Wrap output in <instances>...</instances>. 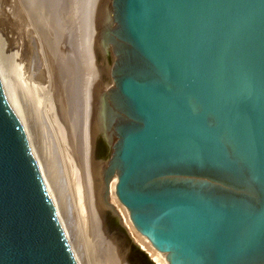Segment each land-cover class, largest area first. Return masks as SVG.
I'll use <instances>...</instances> for the list:
<instances>
[{
  "label": "water",
  "instance_id": "water-1",
  "mask_svg": "<svg viewBox=\"0 0 264 264\" xmlns=\"http://www.w3.org/2000/svg\"><path fill=\"white\" fill-rule=\"evenodd\" d=\"M115 193L168 264H264V0H112ZM0 264H77L0 84Z\"/></svg>",
  "mask_w": 264,
  "mask_h": 264
},
{
  "label": "rangeland",
  "instance_id": "rangeland-1",
  "mask_svg": "<svg viewBox=\"0 0 264 264\" xmlns=\"http://www.w3.org/2000/svg\"><path fill=\"white\" fill-rule=\"evenodd\" d=\"M43 1H45V0H37V1L36 0H31V1L30 0H25V1L24 0H10V2H9V0H6V1L0 0V58H1L0 61L2 62V63L0 62V68H1L0 72L3 75V76L2 75L1 76L5 79L4 80L2 78L3 82L4 83L7 81L10 82V80H8L10 78L11 79L15 78V80L18 78V76H15L17 74H15L14 71L12 72L13 73L12 76L11 75L9 76L8 71L6 72V70H5L7 67V66L5 67V65L7 63L5 64L4 62H7V61L9 62V60H10L11 64L15 65L16 63H18V61L22 60L23 64H24V72L23 73H24L26 80L29 82L30 81L34 82L33 79L36 78L34 83H37V84L42 83V81L44 79V75H43V70L41 69V66H44V62H43L44 59H42V61L40 63L36 64L37 62H39V59H40L39 58V54H40L39 51L41 50V48L40 49L37 48L38 47V46H36L37 41L36 42H35V40L32 41V39H33L32 33L35 32V29H36V31H38V33L40 34V37H42V39H41L42 41L40 42V44L42 46L43 45L46 46V42H43V41H45L47 39L46 38L47 32L49 30L51 31V29H53V32L52 31L51 32L54 33L55 39H58L54 43H55V45L60 43V46L58 45V47H56L57 51L54 50L56 53L53 52L56 54L54 59H53L54 60L53 66L56 68L57 72H53V79L51 78V81H50V83H53V84H49L50 85L49 90L52 86L51 91H50V94L52 93L51 96L54 94V96L51 97L54 100V101L52 100L53 105L51 104V108L53 110L54 107H52V106L55 105V108H54L55 111L53 110V112L58 111L59 113H62L65 116V117L63 116V118H64L63 119L62 115L58 114V112L53 113L54 114L53 117L55 116L53 118V120H55V123H56V124L54 123L53 125L56 126L57 124L61 123L60 124L61 127L66 128L65 129L66 131L64 130V128H62L63 129L62 131H64V133L66 132L64 135V137H65L64 143L67 144V148H69V147H70V149L72 148L71 149L72 151L69 152V155L72 153V155H74V156L70 155L69 157H66V158L64 157L66 155H65V152L62 153L63 149L61 148V145L59 143L60 137H58V135L56 133L55 134L57 136L56 138H57L58 142L56 141V139H54V142L49 141L48 145H47V143L44 142L45 146H43L44 145L43 142L41 143L42 137H40L41 136L40 135L39 136V138L41 139L40 144H39V147H41V148H39L40 151L42 150L43 147H44L43 149L46 148L47 151L49 150L48 153L46 152V149L44 151L42 150L43 152L41 151V154L47 153L48 156L51 157V159H49V162L51 164H49V166H48V162L46 160V165L44 168L45 170L42 169V173H43L42 175H43L44 179L46 178L45 179V180H47L46 183L49 186L51 192L54 191V189H57L56 194H54L52 192V195L54 196L56 205L60 209L59 213L61 214L63 222L66 226V229H67L70 237L72 236L71 239L73 240V242L76 246L77 254H78L79 259H80L82 264H124L121 261V254H120L119 249L121 250V247L125 248L126 243H127L128 249L132 247V249L135 251L137 258L139 259V261H138L139 264H149V263H151L150 260L148 259L147 256H145V254L143 252L144 250L137 244L136 241L133 240L134 243L139 248L134 244H131V246H130L128 239L125 238V236H124L125 232L123 231V229H122V227H121V225L117 219H115L114 217H111L110 214L106 213L105 214V223L103 225L102 219L99 215V213L101 211H103V209L106 210L108 208L105 204L104 196L102 193L103 192V180H102L101 176H99V172H98L99 171L98 169L100 168L101 163H102V160H100L102 155L99 152L100 150L98 149V134H97V130H96V123H98L97 118H98V112H99V106H100L99 104H101L103 116H104V110H105L106 105L109 106L111 103L112 107L111 106H109V107L114 109L110 97L105 98V96L102 95L103 91L109 87H111L110 89L112 91L115 90V83H114L113 77L111 75V69H112V64H113L112 63L113 46H112V44H110L106 40V37L109 34V32H111L112 30L117 28V23L115 22L114 15H113L112 3L110 5L111 6V9H110L111 10V12H110L111 25L109 27L110 29L109 28L104 29V25H103L102 21L104 19H106V14H105L104 9H103L104 7H102L103 5L100 4V3H102L101 2L102 0H100V2H99V0L98 1L96 0L98 2V5H97V3H95L96 1H94V0H93L94 2L92 0H83L84 3H82L83 1H81V0H78V1L77 0H74V1L73 0H67L68 2H66V1H65L66 3L63 2L65 5L61 4V2L64 0H62L61 2H58L60 0H58V1L57 0H53V1L52 0L51 1L46 0L45 2L47 4V6L46 5L45 6L47 8L45 6H43V3H42ZM54 1H55V3H53ZM72 2H74V3H72ZM51 3H53L55 6H57L58 9H60L61 6H64V7H62L64 10L61 8L60 10H62V12L60 11L61 12L60 13L59 10L57 11V8L53 6V4L50 7L48 6L49 4L51 5ZM58 3H60V4H58ZM79 3H80V7H79ZM94 5H96L97 7ZM39 7H41V9ZM43 7L46 10L43 9ZM50 8L53 9V12H49L48 9H50ZM80 8H81V10H79ZM97 8H100L98 10L99 12H97V10H96V12L94 11ZM52 9H51V11H52ZM54 9H55V11H54ZM90 9H92V10H90ZM38 11H40L39 12L40 14L38 13ZM72 11H74V12H72ZM50 15L53 17L50 18L51 17ZM46 16H48V18ZM45 20H46V22H45ZM48 20H49V23H48ZM51 21L53 24L51 23ZM84 25H85V28H84ZM82 28H83V30L86 29V30H84L86 32L82 31ZM93 28H94V30H93ZM57 29H59V30H57ZM65 29H67L69 32L66 31ZM54 30L57 33V35L54 32ZM82 35L83 36L85 35V37H87V38H84L85 39L84 40L85 45H83V43H82V40H83ZM78 37H79V39H78ZM76 38L79 41H81L82 44L79 41L77 42ZM68 39H70V40H68ZM56 42H58V43H56ZM102 43H104L103 46H102ZM100 45L102 46V52H105V50H106V52H109V54H110V59L108 57V62H106V58L102 59V57L99 55ZM73 46L75 49L73 48ZM76 46H77V48H76ZM78 46H81V47H78ZM90 48L92 50H90ZM72 49H74V51L77 50L79 52H82L80 54H81L83 60L82 59L81 60L84 63L86 61L85 65L83 64V62L81 63V66L83 67V65H84V69H85L84 75H82L83 78H81V79H83L84 82L78 81V78L81 77L79 75H81V74L77 73L78 77H76V75H75L74 67L77 65L76 62L78 60L77 57H78L79 52L78 53H77V51L74 52ZM34 50H36V52H38V53H36ZM37 50H39V51H37ZM17 51H18V55H16ZM83 51H85V52H83ZM92 51H94V52H92ZM76 53H77V55H76ZM91 53L94 54L93 55L94 57H92ZM83 54H84L86 60H85ZM35 55L39 59L36 58ZM75 55H76V57H74ZM90 57H91V59H90ZM8 58H9V60H7ZM75 58H76V60H75ZM3 59H4V61H2ZM93 60H94V62H93ZM103 64H104L105 70H107L106 74L109 75V77L111 79L110 81L112 82V84L107 82V81H109V78L106 77L105 72H104L105 70L103 71ZM93 66H94V69L91 70V67L93 68ZM87 67H89V68L87 69ZM40 69L42 71L41 73L39 72ZM66 69L67 70L69 69L68 70L69 73ZM86 71H88V72L85 74ZM91 72L95 73L96 75L93 73L91 74ZM57 73H58V75H57ZM63 73H65V75L62 76L61 74H63ZM79 73H81V72H79ZM6 76L8 77V79ZM86 76H87L88 80H86ZM61 77H63V81L59 80V79H62ZM90 78H92V80ZM94 79H95V81H93ZM89 80H91V81H89ZM88 81L91 83L89 84ZM64 82H65V84H64ZM55 83L57 85H55ZM106 83H109V87L105 86ZM62 85H64L65 87H63ZM66 85H67V87H66ZM77 85H79V87ZM77 87L79 90L77 89ZM22 88L23 87L21 86L20 82H18V91H19V93H21V94H19V100H20L21 105L25 108V110L28 113V112H31L33 102L31 103L29 101V96L27 97L25 95V91L22 90ZM29 89H30V87H29ZM53 92H55V93H53ZM58 93H60V94H58ZM62 93H64V96ZM85 93H87V94L85 95ZM101 95H102V99H101ZM56 96L57 97L59 96V97L57 98ZM106 96H107V94H106ZM60 99L62 101H60ZM100 99H101V102H100ZM63 100H64V102H63ZM79 100H81V101L79 102ZM73 101H74V103H73ZM56 103L58 104L57 105L58 107L60 106L59 104H61V105L63 104L61 107L62 109L59 108L60 110H62L61 112L59 109L57 110L58 107L56 106ZM43 108H45V107L43 106ZM63 111L66 113L64 114ZM43 113L44 112L42 109V111H41L42 116H43ZM55 114H58V115H55ZM42 116H41V119H42ZM73 116H74V118H73ZM79 117H81V119ZM34 118H35V116H34ZM47 118H48V115L45 116V119L43 121L40 118L39 119L41 120V123L45 124V121ZM69 118H72V119H69ZM57 119L60 122H57L56 121ZM72 121H74V122H72ZM116 122H118L117 118L115 119L114 125L117 124ZM60 125H59V127H60ZM31 127H32L31 128L32 131L38 135V133L36 131L38 130V128L40 130V125L35 126L34 123H31ZM36 127H38V128H36ZM114 129H115V126L112 129V131H113L112 132V138L110 141V145L108 146V149H109L108 150L109 151L108 152V162L111 160V158L113 156L114 146L116 143V136L117 135H116ZM55 131L57 132V130H55ZM78 141H80V142H78ZM79 143H80V145H79ZM91 147H92V149H91ZM70 149H67V150L69 151ZM64 158L68 159L67 161L71 160L74 163H76V165L80 169L79 178H80L81 182H79V184H81V185H78V187H79V190L81 191V193H80L81 194L80 195L81 201L80 200L79 201L82 204V206L83 205L85 206V210L83 209V212H81V214L80 213L78 214L79 211L76 210V209L79 210V208L77 207V204H78L77 201H78L79 196L76 194L77 193L75 191L76 189L74 190L75 186L72 183L73 177L69 173L70 169H68L69 163ZM76 159H77V161H76ZM64 161H66V162H64ZM67 163H68V165L66 166L65 164H67ZM62 167L63 168L66 167V169H63ZM68 170H69V172L67 173ZM44 172H46L45 173L46 177L44 176ZM69 174H70V178H68ZM47 175H49V176H47ZM98 183H100V184H98ZM74 196L78 197L77 200ZM57 200H58V203H57ZM84 213H85V216H83ZM111 227H112V229H111ZM134 230H136V228H134ZM114 231L117 232L119 236L122 234L121 237L126 241L125 244H124V241L121 237L115 236L117 234H115ZM136 232L139 233L137 230H136ZM113 233L115 235H113ZM128 234L132 237V235L129 232H128ZM138 235L140 236V233ZM132 239H133V237H132ZM146 241H148V240H146ZM120 245H121V247H119V249H118L117 246H120ZM141 249L143 251H141ZM112 255H114V256H112ZM161 256L163 258V255H161ZM149 257H150V255H149ZM150 259H151V257H150ZM116 262H118V263H116Z\"/></svg>",
  "mask_w": 264,
  "mask_h": 264
},
{
  "label": "bare ground",
  "instance_id": "bare-ground-1",
  "mask_svg": "<svg viewBox=\"0 0 264 264\" xmlns=\"http://www.w3.org/2000/svg\"><path fill=\"white\" fill-rule=\"evenodd\" d=\"M6 1V0H5ZM25 1V0H24ZM31 1V0H30ZM37 1V0H36ZM46 1V0H45ZM45 1H43L42 3H43V6H47V4H46V2ZM49 1H51V0H49ZM53 1V0H52ZM58 1V0H57ZM62 0H60V1H58V2H61ZM68 2L67 0H64V1H62L61 2V4L62 5H65L64 3H66V2ZM74 1V0H73ZM78 1V0H77ZM81 1H83V0H81ZM93 1V0H92ZM94 1H96V0H94ZM93 1V2H94ZM98 1V0H97ZM95 2V3H97V5H98V2ZM8 2V1H7ZM9 2H10V0H9ZM64 2V3H63ZM80 2V1H79ZM99 2H100V0H99ZM102 3H100V4H102L103 6L102 7H104L103 9H104V12H105V14H106V19H104L102 22H103V25H104V29L106 28H109L110 27V25H111V19H110V12H111V3H112V0H102L101 1ZM40 3V2H39ZM41 3V4H42ZM49 3V2H48ZM53 3H55V1L53 2ZM53 3H51V5L49 4L48 6L50 7V6H52V4ZM57 3V2H56ZM72 3H74V2H72ZM82 3H84V1L82 2ZM92 3V2H91ZM32 4V3H31ZM40 4V5H41ZM58 4H60V3H58ZM57 4V5H58ZM68 4V3H67ZM90 4V3H89ZM72 5V4H71ZM77 5V4H76ZM75 5V6H76ZM86 5V4H85ZM92 5V4H91ZM45 6V7H46ZM53 6L54 7H56L57 8V6H55L54 4H53ZM60 6V5H59ZM94 6H96V5H94ZM48 7V8H49ZM62 7H64V6H61L60 7V9L62 8ZM79 7H80V3H79ZM90 7V6H89ZM97 7V6H96ZM100 7V6H99ZM40 9H41V7H39ZM47 8V7H46ZM55 8V9H56ZM91 8V7H90ZM93 8V7H92ZM32 9V8H31ZM38 9V8H37ZM43 9H45L44 7H43ZM42 9V10H43ZM51 9L52 8H50V9H48L49 10V12H53V9H52V11H51ZM55 9H54V11H55ZM60 9H58L57 8V11L59 10V12L61 11L62 12V10H60ZM63 9V8H62ZM68 9V8H67ZM100 8H97V9H95L94 11L96 12V10H97V12H99L98 10H99ZM102 9V10H103ZM46 10V9H45ZM64 10V9H63ZM79 10H81V8L79 9ZM90 10H92V9H90ZM85 11V10H84ZM89 11V10H88ZM107 11V12H106ZM36 12V11H35ZM40 11H38V13H39ZM44 12V11H43ZM60 12V13H61ZM72 12H74V11H72ZM71 12V13H72ZM94 12V13H95ZM79 13V12H78ZM83 13V12H82ZM103 13V12H102ZM40 14V13H39ZM57 14V13H56ZM55 14V15H56ZM63 14V13H62ZM76 14V13H75ZM99 14V13H98ZM47 15V14H46ZM65 15V14H64ZM63 15V16H64ZM82 15V14H81ZM100 15V14H99ZM98 15V16H99ZM104 15V14H103ZM45 16V15H44ZM51 16V15H50ZM73 16V15H72ZM47 18H48V16H46ZM53 16H51L50 18H52ZM77 18V17H76ZM78 19V18H77ZM85 19V18H84ZM50 20V19H49ZM49 20H48V23H49ZM52 20V19H51ZM99 20V19H98ZM45 22H46V20H45ZM65 22V21H64ZM92 22V21H91ZM44 23V22H43ZM51 23H52V21H51ZM53 24V23H52ZM70 24V23H69ZM78 24V23H77ZM91 25V24H90ZM48 26V25H47ZM67 26V25H66ZM83 27V26H82ZM84 28H85V25H84ZM110 29V28H109ZM41 30V29H40ZM57 30H59V29H57ZM64 30V29H63ZM66 31H68L67 29H65ZM81 30V29H80ZM84 30H86V29H84ZM83 30V28H82V31H84ZM90 30V29H89ZM93 30H94V28H93ZM51 31L53 32V29H51ZM50 30L47 32V39L45 40V41H43V42H46V46L45 45H41L40 44V42L42 41L41 39H42V37H40V34L38 33V31H36V29H35V32H33L32 33V41H34L35 40V42L37 41V45L36 46H38L37 48H41V50L39 51V50H37V51H39V58L35 55V57L36 58H38L39 59V62H37L36 64H38V63H40L41 61H42V59H44L43 60V62H44V66H41V69L43 70V75H44V79H43V81H42V83H34L35 82V79H33L34 80V82H29V81H27L26 80V78H25V76H24V64H23V61L22 60H20V61H18V63H16L15 65L14 64H11V62H10V60H9V58L7 59V60H9V62L7 61V62H4L6 65H5V67H6V72L8 71V73H9V76L11 75L12 76V72L14 71L15 72V74H17V75H15V76H18V78L15 80V78L14 79H8V77H7V79L8 80H10V82H3V75L1 74V72H0V84H1V87H2V91H3V93H4V96H5V98L7 99V101H8V103H9V105L11 106V108L13 109V111H14V113H15V115L17 116V118H18V120H19V122H20V125H21V127H22V129H23V132H24V135H25V137H26V140H27V142H28V145H29V147H30V150L32 151V154H33V156H34V158H35V161H36V163H37V166H38V170H39V172H40V175H41V177H42V180H43V182H44V185H45V187H46V189H47V191H48V194H49V196H50V199L52 200V203H53V206H54V209H55V211H56V214H57V216H58V219H59V221H60V223H61V225H62V228H63V231H64V233H65V235H66V238H67V240H68V243H69V245H70V247H71V249H72V252H73V254H74V257H75V259H76V261H77V264H82L81 263V261H80V259H79V256H78V254H77V250H76V246H75V244H74V242H73V240L71 239V237H70V235H69V233H68V231H67V229H66V226H65V224H64V222H63V219H62V217H61V214L59 213V211H60V209L58 208V206L56 205V203H55V199H54V196L52 195V192L54 193V194H56V190L57 189H54V191H52L51 192V190H50V188H49V186L47 185V183H46V181L47 180H45L44 179V177H43V173H42V169H44L45 168V165H46V160H47V162H48V166H49V164H51L50 162H49V159H51V157L50 156H48V151H47V149H46V152L47 153H45V154H41V151L43 150H45V149H43L42 148V150L40 151V149L39 148H41V147H39V144H40V138H39V136L40 137H42V140H41V143L43 142V146H45V143H47V145H48V142L49 141H53L54 142V139H56V141H57V136H56V134L58 135V137H60L59 138V143H60V145H61V148L63 149V151H62V153H64L65 152V155L66 156H64L65 158L66 157H69L70 155H72V153L69 155V152L70 151H72L71 149H70V147L69 148H67V144H65L64 142H65V137H64V135H65V133H64V131H62L63 129L62 128H64V127H61V123L60 124H57L56 126L55 125H53L54 123H55V120H53V118L55 117H53V113H57V112H53V110L55 111V105L54 106H52V107H54L53 108V110H52V108H51V104L53 105V102H52V98L51 97H53L54 96V94L51 96V94H50V91H51V88H52V86H51V88H50V90H49V84H53V83H50V81H51V78L53 79V72H57L56 71V68L53 66L54 64H53V59H54V57H55V51H57V48L56 47H58V45L60 46V43L59 44H57V45H55V41H57L58 39H55V36H54V33H52ZM62 31V30H61ZM74 31V30H73ZM54 32H55V30H54ZM58 32V31H57ZM69 32V31H68ZM72 32V31H71ZM75 32V31H74ZM84 32H86V31H84ZM56 33V32H55ZM79 33V32H78ZM88 33V32H87ZM92 33V32H91ZM42 34V33H41ZM83 34V33H82ZM85 34V33H84ZM56 35H57V33H56ZM60 35V34H59ZM79 35V34H78ZM95 36V35H94ZM73 37V36H72ZM71 37V38H72ZM76 37V36H75ZM63 38V37H62ZM84 38H87V37H85V35L83 36L82 35V43H83V45H85L84 43ZM91 38V37H90ZM74 39V38H73ZM78 39H79V37H78ZM77 38H76V40H77V42L79 41ZM68 40H70V39H68ZM72 40V39H71ZM75 40V39H74ZM90 40V39H89ZM93 40V39H92ZM34 42V43H35ZM42 42V43H43ZM80 43H81V41H79ZM88 42V41H87ZM56 43H58V42H56ZM73 43V42H72ZM81 43V44H82ZM94 43V42H93ZM92 43V44H93ZM45 44V43H44ZM103 44L104 43H102V46H103ZM35 46V47H36ZM68 46V45H67ZM93 46V45H92ZM102 46L100 45V52H99V55L102 57V59L104 58H106V62H108V57H109V59H110V54H109V52H106V50H105V52H102ZM78 47H81V46H78ZM86 47V46H85ZM34 48V47H33ZM73 48H74V46H73ZM76 48H77V46H76ZM84 48V47H83ZM36 49V48H35ZM75 49V48H74ZM74 49H72L73 51H74ZM86 49V48H85ZM94 49V48H93ZM55 50V51H54ZM83 50V49H82ZM87 50V49H86ZM90 50H92L91 48H90ZM35 52H36V50H34ZM77 51V50H76ZM76 51H74V52H76ZM53 52H55V53H53ZM73 52V53H74ZM79 51H77V53H78ZM83 52H85V51H83ZM92 52H94V51H92ZM36 53H38V52H36ZM77 53H76V55H77ZM80 53H82V52H79V54H78V57H77V62H76V66L74 67V72H75V75H76V77H78V74H81V75H79V76H81V77H79L78 78V81L79 82H82L83 81V79H81V78H83L82 77V75H84V71H85V69H84V65L86 64V61H85V63L82 61L83 59H82V56H81V54ZM87 53V52H86ZM104 53V54H103ZM15 55V54H14ZM16 55H18V51H17V54ZM76 55L74 56V57H76ZM91 55H92V57H94L93 55V53H91ZM83 56H84V54H83ZM5 57V56H4ZM42 57V58H41ZM88 57V56H87ZM84 58H85V56H84ZM11 59V58H10ZM82 59V60H81ZM90 59H91V57H90ZM0 60H1V58H0ZM75 60H76V58H75ZM85 60H86V58H85ZM2 61H4V59L2 60ZM6 61V60H5ZM1 62V61H0ZM83 62V67L81 66V63ZM93 62H94V60H93ZM2 63V62H1ZM10 65H9V64ZM88 63V62H87ZM90 65V64H89ZM95 65V64H94ZM36 66V65H35ZM69 68V67H68ZM89 67H87V69H88ZM1 69V68H0ZM41 69H40V73L42 72L41 71ZM94 69V66H93V68L91 67V70H93ZM65 70V69H64ZM67 70V69H66ZM69 70V69H68ZM67 70V71H68ZM105 70V68H104V64H103V71ZM61 71V70H60ZM106 71L107 70H105L104 72H105V75H106V77L107 78H109V81H107V82H109L110 84H112V82L110 81L111 79H110V77H109V75H107L106 74ZM5 72V73H6ZM79 72H81V73H79ZM88 71H86L85 72V74L87 73ZM60 73V72H59ZM68 73H69V71H68ZM78 73V74H77ZM90 73V72H89ZM93 72H91V74H92ZM93 74H95V73H93ZM2 75V76H1ZM6 75V74H5ZM41 75V74H40ZM57 75H58V73H57ZM62 76L63 75H65V73H63V74H61ZM96 75V74H95ZM14 76V75H13ZM88 76V75H87ZM87 76H86V80H88L87 79ZM91 76V75H90ZM94 76V75H93ZM92 76V77H93ZM37 77V76H36ZM42 77V76H41ZM59 77V76H58ZM65 77V76H64ZM68 77V76H67ZM3 78V79H2ZM57 78V77H56ZM62 79H59V80H61V81H63V77H61ZM89 78V77H88ZM68 79V78H67ZM66 79V80H67ZM85 79V78H84ZM91 80H92V78H90ZM5 80V79H4ZM32 80V79H31ZM85 80V81H86ZM91 80H89V81H91ZM57 81V80H56ZM88 81V83L90 84L91 82H89ZM93 81H95V79L93 80ZM18 82H20V84H21V86L23 87L22 88V90H24L25 91V95L28 97L29 96V101L32 103L33 102V105H32V109H31V112H28L27 113V111L25 110V108L21 105V103H20V100H19V94H21V93H19V91H18ZM66 82V81H65ZM65 82H64V84H65ZM84 82V81H83ZM62 83V82H61ZM76 83V82H75ZM93 83V82H92ZM109 83H106V87H109ZM5 84V85H4ZM78 84V83H77ZM80 84V83H79ZM83 84V83H82ZM87 84V83H86ZM55 85H57L56 83H55ZM92 85V84H91ZM97 85V84H96ZM63 87H65L64 85H62ZM78 87H79V85H77ZM102 86V85H101ZM111 86V85H110ZM29 87H30V89H29ZM66 87H67V85H66ZM78 87H77V89H78ZM100 88V87H99ZM111 87H109V88H107L106 90H104L103 91V94L102 95H104L105 96V98L106 97H109V95H111V93H112V90L110 89ZM103 89V88H102ZM65 90V89H64ZM79 90V89H78ZM92 90V89H91ZM68 91V90H67ZM63 92V91H62ZM69 92V91H68ZM93 92V91H92ZM91 92V93H92ZM53 93H55V92H53ZM75 93V92H74ZM78 93V92H77ZM84 93V92H83ZM96 93V92H95ZM58 94H60V93H58ZM63 94V96H64V93H62ZM87 93H85V95H86ZM94 94V93H93ZM106 94H107V96H106ZM56 95V94H55ZM69 95V94H68ZM75 95V94H74ZM78 95V94H77ZM76 95V96H77ZM89 95V94H88ZM102 95H101V99H102ZM66 96V95H65ZM90 96V95H89ZM95 96V95H94ZM57 97V96H56ZM55 97V98H56ZM59 97V96H58ZM57 97V98H58ZM85 97V96H84ZM62 98V97H61ZM65 98V97H64ZM83 98V97H82ZM86 98V97H85ZM88 99V98H87ZM101 99H100V102H101ZM57 100V99H56ZM54 101V100H53ZM58 101V100H57ZM60 101H62L61 99H60ZM59 101V102H60ZM81 100H79V102H80ZM86 101V100H85ZM58 102V103H59ZM63 102H64V100H63ZM66 102V101H65ZM73 103H74V101H73ZM72 103V104H73ZM55 104V103H54ZM86 104V103H85ZM58 104L56 103V106H57ZM60 106L57 108V110L59 109V108H61L62 107V105L61 104H59ZM100 106H99V112H98V118H97V120H98V123H96V130H97V134H98V149L100 150L99 152L101 153V159L100 160H102V163H101V166H100V168L98 169L99 171V176H101V178H102V180H103V196H104V201H105V204H106V206H107V208L108 209H106V210H104L103 209V211H101L100 213H99V215H100V217H101V219H102V222H103V225H104V223H105V214L106 213H108V214H110V216L111 217H114L115 219H117L118 221H119V223H120V225H121V227H122V229H123V231L125 232V238H127L128 239V241H129V244H130V246H131V244H134V245H136L135 243H134V241H136L137 242V244L144 250H142L141 249V251H143L144 252V254H145V256H147L148 257V259L150 260V262L151 263H149V264H168V261H167V259H166V254H164V253H160V252H158L157 250H155L154 248H152V246L150 245V243L148 242V241H146L147 239L145 238V237H143V236H141V234H140V236L138 235L139 233H137L136 232V230H134V226H133V224H132V221H131V219H130V215H129V212H128V210L118 201V199H117V197H116V193H115V187H116V183H117V175H114V174H112V173H110V171L108 170L109 169V163H110V161L108 162V146L110 145V141H111V138H112V129H113V127H114V122H115V119H114V117H113V113L112 112H114L112 109L110 110V114H109V117L108 118H104V116H103V114H102V109H101V104H99ZM43 106L45 107V108H43ZM66 106V105H65ZM64 106V107H65ZM87 106V105H86ZM109 106H111V103H110V105ZM112 107V106H111ZM84 108V107H83ZM42 109H43V116L41 115V111H42ZM62 109V108H61ZM64 109V108H63ZM66 109V108H65ZM72 109V108H71ZM82 109V108H81ZM85 109V108H84ZM92 109V108H91ZM60 110V109H59ZM62 110H60V112H61ZM71 111V110H70ZM87 111V110H86ZM64 112V111H63ZM82 112V111H81ZM84 112V111H83ZM30 113V114H29ZM66 112H64V114H65ZM91 113V112H90ZM58 114H61L62 115V118H63V114L62 113H59L58 112ZM58 114H55V115H58ZM72 114V113H71ZM48 115V118L46 119V121H45V124H43V123H41V120L43 121L44 119H45V116H47ZM79 115V114H78ZM34 116H35V118H34ZM41 116H42V119H41ZM71 116V115H70ZM86 116V115H85ZM57 117V116H56ZM60 117V116H59ZM65 117V116H64ZM69 117V116H68ZM41 120H40V119ZM61 118V117H60ZM73 118H74V116H73ZM80 119H81V117H79ZM56 119V118H55ZM64 119V118H63ZM62 119V120H63ZM69 119H72V118H69ZM77 119V118H76ZM90 119V118H89ZM79 120V119H78ZM86 120V119H85ZM57 122H60V121H58V119L56 120ZM68 121V120H67ZM83 121V120H82ZM93 121V120H92ZM71 122V121H70ZM72 122H74V121H72ZM80 122V121H79ZM89 122V121H88ZM31 123H34L35 124V126L36 125H40V130H39V128L38 127H36V128H38V130L36 131L37 133H38V135L36 134V133H34L33 131H32V127H31ZM39 123V124H38ZM56 124V123H55ZM71 124V123H70ZM79 124V123H78ZM59 125H60V127H59ZM72 125V124H71ZM70 125V126H71ZM77 125V124H76ZM64 126V125H63ZM66 128H64V130H65ZM55 130H57V132L55 131ZM66 131V130H65ZM83 132V131H82ZM56 133V134H55ZM84 135V134H83ZM86 136V135H85ZM86 138V137H85ZM45 140V141H44ZM45 142V143H44ZM58 142V141H57ZM78 142H80V141H78ZM89 142V141H88ZM84 143V142H83ZM46 145V146H47ZM58 145V144H57ZM56 145V146H57ZM79 145H80V143H79ZM59 146V145H58ZM69 146V145H68ZM48 148V147H47ZM58 149V148H57ZM67 149H70L69 151L67 150ZM91 149H92V147H91ZM59 150V149H58ZM42 151V152H43ZM86 151V150H85ZM84 152V151H83ZM61 153V154H62ZM86 153V152H85ZM50 155V154H49ZM63 155V154H62ZM72 156H74V155H72ZM64 158V159H65ZM74 158V157H73ZM72 158V159H73ZM85 158V157H84ZM63 159V160H64ZM71 159V158H70ZM66 161L68 160V159H65ZM66 161H64V162H66ZM76 161H77V159H76ZM89 161V160H88ZM68 163H69V165H68V163L67 164H65L66 166L68 165L69 166V168L68 169H70V172H69V170L67 171V173L69 172L70 174H71V176L73 177L72 179H73V185L75 186V188H74V190L77 192L76 194L79 196V198L78 197H75L76 198V200H77V198H78V204L80 203V201H81V191L79 190V187H78V185H81V184H79V182H81V180H80V178H79V176H80V169H79V167L76 165V163H74L73 161H67ZM60 168V167H59ZM63 168V167H62ZM48 169V168H47ZM63 169H66V167H64ZM45 170V169H44ZM61 170V169H60ZM66 171V170H65ZM85 171V170H84ZM54 172V171H53ZM56 172V171H55ZM62 172V171H61ZM64 172V171H63ZM45 173L46 172H44V176H45ZM66 173V172H65ZM70 174L68 175L69 177L68 178H70ZM59 175V174H58ZM86 175V174H85ZM47 176H49V175H47ZM83 176V175H82ZM46 177V176H45ZM51 177V176H50ZM58 177V176H57ZM57 179V178H56ZM65 179V178H64ZM71 179V180H72ZM82 179V178H81ZM112 179V180H111ZM80 180V181H79ZM87 181V180H86ZM71 182V181H70ZM56 184V183H55ZM58 184V183H57ZM71 184V183H70ZM98 184H100V183H98ZM88 186V185H87ZM60 191V190H59ZM75 194V195H76ZM83 194V193H82ZM76 195V196H77ZM96 196V195H95ZM56 198V197H55ZM80 200V201H79ZM57 203H58V200H57ZM77 204V207L79 208V210L78 209H76L77 211H79L78 212V214L80 213L81 214V212H83V209L85 210V206L83 205L82 206V204L80 203L79 205ZM90 206V205H89ZM102 210V209H101ZM83 216H85V213H84V215ZM68 219V218H67ZM72 223V222H71ZM111 229H112V227H111ZM132 235V237H133V239H132V237L128 234V232L126 231V230ZM117 234V235H115V234ZM114 233H113V235H115V236H119L118 235V233L117 232H115L114 231ZM111 234V233H110ZM122 236V234L119 236V237H121ZM143 237V238H142ZM122 238V237H121ZM123 239V238H122ZM146 239V240H145ZM134 240V241H133ZM123 241H124V244L126 243V241L123 239ZM121 243V242H120ZM77 244V243H76ZM123 245V244H122ZM137 246V245H136ZM118 247V249H119V247H121V245L120 246H117ZM138 247V246H137ZM139 248V247H138ZM105 249V248H104ZM108 250V249H107ZM114 251V250H113ZM119 251H120V254H121V261L124 263V264H139L138 263V261H139V259L137 258V255H136V253H135V251L132 249V247L131 248H127V243L125 244V248H123V247H121V250L119 249ZM146 251V252H145ZM163 255V258H162V256L160 255ZM109 254V253H108ZM150 255V257H151V259L153 260H151L150 259V257H149V255ZM112 256H114V255H112ZM113 258V257H112ZM111 259V258H110ZM111 261V260H110ZM120 261V260H119ZM109 262V261H108ZM116 263H118V262H116ZM120 263V262H119Z\"/></svg>",
  "mask_w": 264,
  "mask_h": 264
}]
</instances>
